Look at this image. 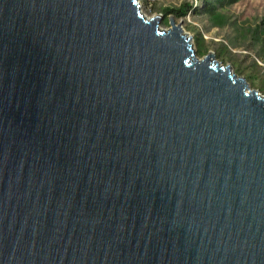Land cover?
I'll return each instance as SVG.
<instances>
[{"label":"water","instance_id":"water-1","mask_svg":"<svg viewBox=\"0 0 264 264\" xmlns=\"http://www.w3.org/2000/svg\"><path fill=\"white\" fill-rule=\"evenodd\" d=\"M139 0H0V264H264V95Z\"/></svg>","mask_w":264,"mask_h":264},{"label":"rangeland","instance_id":"rangeland-1","mask_svg":"<svg viewBox=\"0 0 264 264\" xmlns=\"http://www.w3.org/2000/svg\"><path fill=\"white\" fill-rule=\"evenodd\" d=\"M142 13L147 17L161 16V27H170V17L183 31L192 35L196 55L203 58L210 51L215 59L233 72L242 75L249 86L264 95V0H238L216 6L210 15L202 0H139ZM187 3L197 12L185 7L177 17L168 9Z\"/></svg>","mask_w":264,"mask_h":264},{"label":"trees","instance_id":"trees-1","mask_svg":"<svg viewBox=\"0 0 264 264\" xmlns=\"http://www.w3.org/2000/svg\"><path fill=\"white\" fill-rule=\"evenodd\" d=\"M238 0H202L203 2V10L209 13L210 15L216 14V6H223L226 4H232L237 2ZM185 7H189V10H192L194 12H197L196 7H191L187 3L183 4L182 7L178 8H170L168 9L169 13L175 14L177 17H181L185 12Z\"/></svg>","mask_w":264,"mask_h":264}]
</instances>
